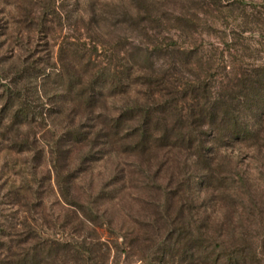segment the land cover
Returning a JSON list of instances; mask_svg holds the SVG:
<instances>
[{"label": "trees", "instance_id": "trees-1", "mask_svg": "<svg viewBox=\"0 0 264 264\" xmlns=\"http://www.w3.org/2000/svg\"><path fill=\"white\" fill-rule=\"evenodd\" d=\"M180 1L179 14L150 0L114 6L113 24L152 48L89 34L92 46L79 37L62 41L61 67L25 58L0 68V135L9 143L0 150L31 154L37 169L51 154L39 186L14 187L16 209L0 215V264H111L113 254L118 264L137 252L148 264H264V205L223 151L264 149V63L220 66L214 55L181 46L172 29L195 32L200 13L233 4ZM50 7L35 23L39 33L64 23ZM38 126H50L47 152L35 132H22ZM98 163L111 165L108 175H94ZM51 173L62 214L46 213L40 191ZM98 192L132 217L122 232L131 251L102 239L103 215L92 205ZM129 196L137 214H128ZM104 217L116 229L107 211Z\"/></svg>", "mask_w": 264, "mask_h": 264}, {"label": "rangeland", "instance_id": "rangeland-1", "mask_svg": "<svg viewBox=\"0 0 264 264\" xmlns=\"http://www.w3.org/2000/svg\"><path fill=\"white\" fill-rule=\"evenodd\" d=\"M123 1L125 5H130L129 0H0V68L9 69L18 66L25 58L30 61L48 59L51 65L56 64L61 67L63 65L58 57L62 41L69 37L72 42H76L79 37L80 44L84 41L88 46H92L95 40L89 34H100L111 44L118 35L124 36L129 40L133 39L137 45L152 48L148 40L136 31L125 25L113 24L114 6ZM150 1L162 5L170 13L182 12L180 0ZM224 2L233 5L220 11L216 10L213 14L200 13L198 15L195 32L187 33L172 29L170 36L174 35L181 46L198 48L207 55H214L216 63L220 66H229L234 61L244 67H248L247 64L264 63V0H236L234 2L224 0ZM45 4H50L52 9L56 7L64 21L62 25L55 27L56 31L52 34L39 33L35 30V23L43 15ZM101 12L104 13L101 14ZM48 17L51 18V15L48 14ZM21 36L24 37L25 46L23 47L20 45ZM50 90L53 94L56 91L55 86L52 85ZM49 129L50 126L47 128L38 126L34 129L25 127L22 132L32 135L35 132L39 139L38 145L45 148L47 152L49 149L47 141L51 135ZM9 134L12 135V133ZM8 144L0 135V149ZM223 151L232 157L234 165L248 179L249 190L254 192L253 197L264 205V149L258 150L248 144H239ZM4 152L0 150V215L8 214L10 212L8 209L13 211L16 209L13 198H11L14 187L28 180L37 188L43 173L49 174L51 168V154L49 153L44 152L39 161L41 167L37 169L30 165L31 154L11 151L5 156ZM110 167V164L107 166L104 163H98L95 166L94 175L100 176L103 173L108 175ZM34 170L35 174H33ZM51 177V181L44 179L43 184L41 183L43 187L40 188V191L44 192L42 195L45 198L46 213L62 214L65 208L64 203L55 186L53 173ZM243 194L244 196L248 194L245 189L242 190ZM101 195L103 196L98 192L93 197L92 205L95 211L103 215L104 224L96 226L102 239L112 246L119 244L131 251V244L124 242L122 232L125 228L134 226L132 217L127 215L126 211L123 212L120 207L102 201ZM126 201L128 214H137L140 211L136 198L129 196ZM106 211L115 221L114 228L116 229L109 227L108 220L104 217ZM252 229L253 234H256L257 225H254ZM113 256L111 264H114ZM125 258H127L126 253L118 264H148L144 258L142 259L140 252L126 260Z\"/></svg>", "mask_w": 264, "mask_h": 264}]
</instances>
